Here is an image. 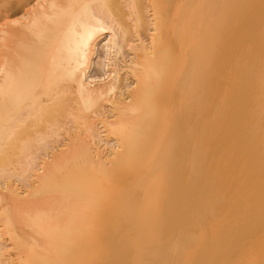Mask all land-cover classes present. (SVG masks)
<instances>
[{
	"label": "bare ground",
	"instance_id": "obj_1",
	"mask_svg": "<svg viewBox=\"0 0 264 264\" xmlns=\"http://www.w3.org/2000/svg\"><path fill=\"white\" fill-rule=\"evenodd\" d=\"M182 1L0 0V264H181L197 241L205 214L199 209L206 202L187 214L180 201L195 190L191 161L207 123H214L212 144L221 141L219 149L234 127H242L234 113L240 120L257 107L264 115V75L247 70L261 56L264 35L252 26L264 20V0H236L237 7L222 13L216 33L212 8L203 16L214 0H185L187 9L180 8ZM194 17L195 24L202 21L191 42L195 128L186 150L181 145L191 166L186 170L182 161L177 173L165 177L157 172L172 154L171 110L167 114L164 107L172 103L174 75L187 55L179 46L175 57L168 37L183 35L184 23ZM222 34L229 38L220 46ZM242 40L255 47L244 61L230 62L238 74L229 76L237 80L226 78L229 66L223 79L207 80L214 61L237 52ZM224 92L229 99L221 103ZM152 156L158 163L150 169ZM256 156L261 163L264 140ZM256 211L264 220V203ZM222 215H211L214 233L206 245L209 256L219 257L217 264L229 259L219 256L224 248H233L226 249ZM263 223L258 231L244 226L232 244L239 258L235 253L229 262L264 264ZM119 239L120 255L102 253Z\"/></svg>",
	"mask_w": 264,
	"mask_h": 264
},
{
	"label": "rangeland",
	"instance_id": "obj_2",
	"mask_svg": "<svg viewBox=\"0 0 264 264\" xmlns=\"http://www.w3.org/2000/svg\"><path fill=\"white\" fill-rule=\"evenodd\" d=\"M223 1L224 0H214L213 7L211 5V7H208V10H207V8H205V12L203 10L204 18L206 16V15H204V13H208L210 11V8H212V10H213L212 16L214 17L213 20L215 23L214 33L217 32V28H218L217 25L218 24L220 26L222 25V23H223L222 18L223 19L225 18L224 16L228 12L229 8L233 9V8L237 7V5H238L236 0H233L232 4H229V3H231L232 0H229V2L227 0H225V2H223ZM187 3L188 2H186L184 0V2L181 4L180 8L181 9H184V8L187 9L188 5H189V3H188V5H187ZM229 5H230V7H229ZM231 5H232V8H231ZM224 7H225V9H224ZM226 7H228V8L226 9ZM263 8H264V4L262 5L261 9H263ZM125 11H126V8H125ZM225 11H227V12L224 13ZM263 11H264V9H263ZM126 12L128 13L129 11L127 10ZM130 12H131V10H130ZM222 13H224V16L222 15ZM201 14H202V12H201ZM251 14L254 17V13L248 14L247 22H249L251 20V18H252ZM193 16H195V14H193ZM249 17H250V19H249ZM200 20L197 21L195 24V17H194L192 19V23L191 22H190V24H189V22L184 23L186 30H184L183 35L179 34V33H172L171 34L172 36L168 37L169 42H168L167 38H166L167 41H166V39H164V41L166 43L167 42H168V44L172 43V44H170L171 49H173L172 46L175 45V47H174L175 50L174 49H173L174 51L171 50L172 52H174L175 57H176V53H178L180 55L179 51L181 48H179V46H181V47L184 46L186 49V52H187L186 59L183 60V62H182L184 65L181 63L182 65L177 67L175 75H174L173 85H171L174 89V90L172 89V94H173L172 95V97H173L172 103H174V104L167 101L165 103V107H164L165 108L164 110H165V112L167 111V114L171 110V112L169 114V121H171L170 125H169V129L171 132V135H170L171 138H170V142L168 145H170V147H171L169 149V151H171L172 154L175 155V156H173L168 151L169 155H168L167 161L165 163V168L157 170V172L158 171L161 172L160 174H163V176L165 175V177H169V175H173V174L177 173L178 167L182 163V161L187 162V160H185L186 157L184 158V156L182 155V151H183L182 148L184 147V150H186L185 146H187L188 141L191 140L190 136L192 134L193 128H195V101H194L195 87L193 84V81L195 79V67L193 66V60L195 58V43L191 44V42H195V30L196 29L199 30V26L201 25V22H202ZM130 22L133 23L132 24V26H133L134 22L129 21V23ZM131 23H130V25H131ZM196 25L197 26L199 25L198 28H196L197 27ZM252 30H254L255 33L257 32L260 35H264V20L262 22H259V21L255 22L252 26ZM251 35L253 37H256L253 34H248L249 37H251ZM165 36H167V35H162L163 38ZM171 37H173L174 40ZM249 37L245 38V36H244V39H247ZM253 37H251L249 39L254 40ZM170 38H171V40H170ZM228 38H229V36H228ZM228 38H227V35H225V34L220 35L218 41L216 40L217 44L220 46L223 45L228 40ZM172 40H173V42H172ZM243 42L244 41L242 40V42H241L242 44L240 46H243ZM246 42L248 44L250 43V41H248V40H245V43ZM233 47H235V44H233ZM254 47H255V45L253 42H252V46H251V43H250V45L246 44V46L242 47L244 50H242V48H239V50L241 49L240 51H245V53L240 52L238 49H237V52L232 50L233 53H235V54L233 55V53H230L229 57H231L230 58L231 60L227 56V57L221 58L220 60H216V62L214 61L215 64L211 65V72H210L207 80H209L210 78L212 80L223 79L222 76H223L224 70L226 68H228L230 62L235 61L237 63V61H239L240 59L242 61H244V58L247 59L246 58V57H248L247 55L249 54V52L253 51ZM246 53H248V54H246ZM178 54H177V58L179 56ZM244 54H246V55H244ZM215 55H218V53H215ZM234 57H236V59H234ZM185 61H186V63H185ZM250 61H251L249 63L250 65H248L247 70L249 72L262 73L264 75V43H263V46L261 48V56L258 55L257 58L250 60ZM234 63H231V65ZM180 67H182V69ZM231 67L233 68V66H229L228 72L226 74L227 75L226 78L227 79L233 78L234 80L235 79L237 80L238 76H236L235 78L229 76L231 74H238L237 69H232ZM257 80L260 81L258 78H257ZM263 84H264V82H263ZM186 89H188V90H186ZM263 90H264V87H263ZM228 93L229 92H224L221 94V101H220L221 103L228 101V99H229ZM262 94H263V96H262V99H263L264 98V92H262ZM167 103L168 104L171 103V104L167 105ZM172 105H174V106H172ZM222 106H223V104H222ZM177 107H179V109ZM260 111H261V116H260ZM247 113H248V111H247ZM236 115L237 114L234 113L232 115V119L235 122L239 123L242 127L237 128V127H234L233 124H231V126L234 127V129H233L234 133L228 134L226 136V139L221 143V146L219 147V149H214V148L217 147V144H219L218 142H221V141H218L215 144L213 142V144H212V141H214L213 137L215 135V126H214V123L210 122V121L207 123L208 126L206 128L207 129L206 133H208L206 135L207 140L205 138L206 142L205 141H204V143L201 142L199 147L195 146V158L191 161V164L195 167V173H196L195 174V190L193 189L191 191L192 195L190 197H186L185 199L180 201V206H181L182 212H186L187 214H189V213H192L194 210L198 211V209H197L198 205L201 204L203 201H205L206 202L205 206L201 205L200 209H199V210H201L200 212H204L205 214H204V218H202L203 226L202 227L200 226L199 229H197V231L195 232V239H197V241L195 240V243L192 245V247H190L189 249H186V252L183 253V255L181 256V261H180L181 264H200L201 262H202V264H204L206 262H207V264H209L212 261L214 262V260H216L215 264H217V262H221L219 260L218 256H216V258H215V256L213 255L215 258V259H213L212 256H209L210 253H208L206 251L207 242L209 239H211L212 234L214 233V225H213L214 222H212V216L211 215L223 214L222 215L223 217L221 218V219H223L222 220L223 221L222 229L225 231L223 234V237L225 236L227 238L226 239L227 241L225 240V238L223 240H225L224 243H225L226 249H227V247L229 248V246L233 247L232 250L230 248L231 253L228 251V249L226 251L224 248V250H223L224 253L219 255V256L222 255V257H223L222 259H225V257L227 255H229L228 260H230V259L233 260V258L236 257V255H237V253L235 251L236 247H234L232 244H233L235 238H239V236H241L240 235L242 233L241 231L243 230L245 225H247V224L248 225L249 224L254 225V228L257 231L259 230L258 228L263 227L262 221H264V220H262V216L261 217L259 216V213L256 211V209H257V207H259V205L261 203H264V164L262 163L264 159L262 160V162H261L262 165H261V163L259 161L261 160L262 157L256 156L257 158L260 157L258 159L253 157L254 155L257 154V150L260 146V141L264 140L263 139L264 138L263 127H262V125L264 124V119H262L264 117L263 109L255 107L254 108V114L252 116L248 117V115L246 114V117L243 116L240 120L236 118ZM198 118H200V117H197L196 119L199 120ZM259 122L261 124V133H259L260 132ZM211 123L213 125H210ZM188 125H190V126H188ZM184 126H186V127L182 128ZM176 130L179 132H177ZM223 130H227V129L224 128ZM223 130L221 128L219 130V132L223 133L222 132ZM251 133H254V136H251ZM181 137H182V140L179 141L178 139H181ZM186 137H187V139H186ZM188 139H190V140H188ZM182 141L185 145H183ZM186 141H187V144H186ZM172 144H173V146H172ZM189 144H190V142H189ZM181 145H183V147ZM157 157H159V156L156 155V157H155L156 161H158ZM160 157H159V159H160ZM179 157L181 159H178ZM251 158H253L252 160H254V162L251 160ZM168 160L169 161L171 160L174 163L172 162L173 163L172 164ZM256 160L258 161V163ZM151 161L154 162V164L151 163ZM156 161L154 160V158L152 156L150 158V162L148 161L149 164L147 165V167L150 164H151L150 165L151 167H148L150 169L152 168V165L156 166V164L158 163ZM188 161H189V159H188ZM191 164H190V161L187 162L186 170H187V168H189L188 170H190L189 165L191 166ZM166 165H169V166H167V168H166ZM186 173H187L186 175H188L189 171L188 172L186 171ZM218 179H220V180H218ZM198 181H200V182H198ZM222 182H225V183L222 184ZM199 183L203 184L206 187V191H204L205 189L199 188V186H200ZM154 211H155V209H154ZM208 211H213V213L212 214L210 213L209 214L210 217L207 218L206 214ZM195 217H197V216H195ZM205 219L207 220L206 223H205ZM261 231H262V229H260V234H262ZM144 238H146V239H144ZM140 239H142V241L145 242L147 240V237H145V235H144V236L140 237ZM137 240H139V238H137ZM117 241L120 243H118V242H116V244L110 243V242L106 243V245H105L106 248H103L104 250L102 249L103 250L102 253H105L108 251L107 252L108 254L111 253L112 255H114V254L118 253V255H120V253H121L120 247L124 246V245H122V243H124V240L119 239ZM248 241H250V240H247V243L249 244ZM145 243H144V245L142 244L144 246L143 249H145V246L147 245V243L146 244ZM251 243H253V242H251ZM107 244H109V246H108L109 248L111 247L110 249H108ZM112 244L114 247H112ZM118 244L119 245L121 244L122 246L119 247ZM249 245H251V244H249ZM256 246H258L257 243H255L254 247H256ZM222 247H224V246L222 245ZM249 247H251V246H249ZM259 247L261 248V246H259ZM117 250L119 252H117ZM232 252H234V254H232ZM235 253H236V255H235ZM224 254H225V256H223ZM237 256L239 258V253ZM117 259H119V258L118 257L116 259L114 258V260H117ZM228 260H227V258L225 259V261H228ZM225 261H222V263ZM222 263H220V264H222ZM229 263L232 264V262H229ZM212 264H214V263H212Z\"/></svg>",
	"mask_w": 264,
	"mask_h": 264
}]
</instances>
